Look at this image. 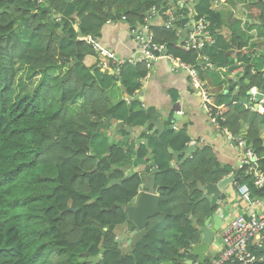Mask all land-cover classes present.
Wrapping results in <instances>:
<instances>
[{"label": "trees", "instance_id": "trees-1", "mask_svg": "<svg viewBox=\"0 0 264 264\" xmlns=\"http://www.w3.org/2000/svg\"><path fill=\"white\" fill-rule=\"evenodd\" d=\"M217 1L0 0V264H87L85 252L89 257L100 255V264H121V257L125 264H185V260L192 259L187 251L189 245L199 241L196 227L203 226L216 211L201 199L197 183L216 184L231 173L230 166L219 162L211 145L198 140L196 151L181 169L173 168L167 148L182 151L191 143L187 125L159 139L150 127L146 146L136 154L155 161L158 213L149 219L146 236L122 254L115 243L119 237L115 228L125 214L102 212L101 208L112 201L109 198L114 188L106 187V178L115 177L113 166L124 161V154L118 152L120 149L91 153L90 145L97 132L103 139L108 138L107 131L113 129L109 115L124 126L138 129L156 119L158 112L142 108L138 100L120 97L115 104L110 101L117 86L130 97L140 90L138 80L147 74L144 63L121 66L119 76L104 73L98 63L101 58L92 46L75 41L91 36L100 44L106 27L115 20L131 37V31L149 18L153 42L164 45L176 61L197 64L204 55L217 66L225 65L226 55L237 58L239 64L249 67L239 93L210 94H215L221 129L233 138H242L264 170V138L260 137L264 108H259V113L244 106L249 89L259 88L263 82L264 50H256L261 41L252 43L255 59H239L238 54L251 37L237 33L231 34L229 51L234 53L216 50L220 17L211 7ZM47 5L50 21L47 13L38 9ZM189 8L215 36L212 44L201 51L184 50L176 44L175 30L162 26L176 17L175 29H184ZM246 9L254 21L264 23V0ZM251 27L248 29L257 28L260 37L264 36L263 26L252 21ZM64 34L69 38H61ZM86 57L94 58L96 63L86 66ZM75 58L78 64L72 66ZM107 65H111L110 60ZM17 67L26 68V78L38 79L31 92L15 96ZM224 83L227 88L228 83ZM76 104L82 107L74 114L72 106ZM238 176L236 185L247 186L252 199L264 200V188L253 185L251 174L239 169ZM135 194L134 183L131 198ZM260 249L248 248L255 256L260 255Z\"/></svg>", "mask_w": 264, "mask_h": 264}, {"label": "built area", "instance_id": "built-area-1", "mask_svg": "<svg viewBox=\"0 0 264 264\" xmlns=\"http://www.w3.org/2000/svg\"><path fill=\"white\" fill-rule=\"evenodd\" d=\"M195 16L194 10L189 8L184 29L175 30L173 19L176 17L169 19L162 25L168 30H175L176 44L186 51H201L213 42L212 35L207 30L204 20L195 19ZM151 25L149 18H146L144 25L131 31V41L135 44L136 49L122 61H118L113 53L103 49L96 41L94 42L91 36L82 37V40L92 46L101 60L106 61L100 65L102 72L107 73L114 68L118 73L119 68L124 64L133 66L141 62L145 64L148 70H151L155 62L163 59L172 71L187 74L193 92L200 99V107L207 114L209 122L218 129L217 117L220 113L217 111L213 114V96L209 92L207 82L202 80L200 76L201 72L212 70L213 64L204 55L198 58L197 64L176 61L171 55H166L165 46L153 42L150 35ZM190 27H192L191 31L188 30ZM109 60L111 61L110 66L107 65ZM228 80H235V74H230ZM248 108L260 113L259 108H264V93L259 100H256L254 94L250 95ZM228 136L234 140L236 148L241 153L239 169H245L252 175L253 185L256 188H264V170L259 168V159L251 152V149L246 147L242 138H233L229 134ZM237 193L241 201L250 205V209L246 213L237 214L226 220L218 233L221 250L215 258L210 259L205 264H264V258L261 255L255 256L248 250L252 243L256 248H260L264 242V208L261 207V201L251 198L248 187H239Z\"/></svg>", "mask_w": 264, "mask_h": 264}, {"label": "crops", "instance_id": "crops-1", "mask_svg": "<svg viewBox=\"0 0 264 264\" xmlns=\"http://www.w3.org/2000/svg\"><path fill=\"white\" fill-rule=\"evenodd\" d=\"M247 15L251 20L252 17L249 15L248 11ZM117 30L118 29L113 25L106 27L100 39V44L102 48L114 53L120 60H125L134 52L136 46L131 41L129 33L126 35L124 27L120 32H117ZM88 58L90 60H95L91 57ZM205 80L209 84V78H205ZM191 91L192 89L189 86V79L187 76L172 71L165 61L160 60L153 65L148 79L141 82V95L139 98H136L135 94L133 97H130L123 92V94H121V99L126 101H141L146 108L149 107L157 110V118H170V116H172L173 105H178L179 116L182 118L187 117L188 119L186 122H176V127L179 129L186 124V134L189 136L191 144L197 143L198 140H204L205 143L213 147V151L219 162L223 165L230 166L233 174L236 172L238 175L241 160L240 151L225 135L221 136L219 132L208 123L206 116L199 107L201 106L200 100H198ZM127 97L129 99H127ZM260 137L262 139L264 138V127L260 129ZM191 144H188V146ZM171 163L174 164L172 157L169 164ZM235 167L236 169H234ZM233 189L236 190L235 187H233ZM259 201H261V207L264 208V200ZM228 204V198L224 203L221 202L224 208H227ZM248 209H250V205L246 202H237L236 205L232 206L230 214H228L226 218H224V216L222 217L221 227L228 218H232L237 214L246 213ZM216 239L213 246L208 250L210 251V257L206 258L207 260L215 258L221 250L218 236ZM250 247L255 248L253 243ZM260 255L264 258V242L261 244Z\"/></svg>", "mask_w": 264, "mask_h": 264}, {"label": "water", "instance_id": "water-1", "mask_svg": "<svg viewBox=\"0 0 264 264\" xmlns=\"http://www.w3.org/2000/svg\"><path fill=\"white\" fill-rule=\"evenodd\" d=\"M232 3V1L230 0ZM193 5V4H192ZM160 6H157V10ZM38 9L43 12L47 13V20H51V14L49 12L48 5L45 7L38 6ZM76 20V14H73L72 16ZM251 20L254 22L256 26H263L264 23H260L258 21H254L252 18ZM77 22V20H76ZM63 30V26H60L59 32L61 33ZM188 30H192V27L188 28ZM186 30L183 31V35L185 34ZM61 38L68 39L69 36L67 34L61 35ZM213 40L215 39V36H212ZM81 39H77L75 43L81 42ZM259 45H264V43H260ZM77 53V52H76ZM230 54L234 53V51H229ZM68 62V61H67ZM78 64V60L75 58L74 62L72 63V66H75ZM217 69H222L225 72L228 73H235L238 72L236 79L234 81H231L228 87L224 91V95H228L230 92L234 90L235 94H238L241 87V81L245 79L249 72V67L241 64H234L232 66H225L222 63L217 64ZM254 69V68H253ZM240 71V72H239ZM113 73H111L112 75ZM250 94H254L256 100H259L261 98V95L264 93V78L261 86L258 87H251L249 89ZM139 95H141V92L139 94H136L135 97L137 98ZM139 98V97H138ZM127 99H129L127 97ZM178 105L174 104L172 107V116L170 118L168 117H158L153 120H148L142 127V132H148L150 127L154 129L156 132L155 137L159 139L165 132H172L175 130H178L176 127V122H186V118H182L179 116L178 111ZM107 119L110 121L113 128H116L119 131L126 130L129 132V135L133 134V129L130 127H125L122 122H117L116 120H113L112 117L109 115ZM221 136H224L222 132H219ZM229 139V137H228ZM112 142V137L108 139V145H110ZM146 145V143H145ZM147 150L149 151V148L147 147ZM196 151V146L194 144L189 145L187 148H185L182 151L174 152L170 147L168 148V153L172 157V161L175 165H177V169H181V165L184 161H186L191 155ZM149 166L152 168L151 171V181H153V178H155V175L158 173V170L155 165V161H150ZM236 169V167L234 168ZM96 171V167L94 169ZM240 180V177L237 175V173H231L228 176L224 177L220 181H218L216 184L212 183H205L201 184L200 182L197 183V187L199 192L202 193L201 199L205 200L209 203V206L211 208H214L216 211L210 215L204 222L203 226L196 227V231L199 234V241L195 244L189 245L188 248V255L192 259L185 260V264H205L206 263V256L207 252L210 249L211 246H213L214 242L217 240L216 237L218 236V232L220 231V227L222 225V216L223 212L222 210L218 211V207L222 201V198L224 195H227L229 193L228 187H237V182ZM112 185V184H110ZM138 204V205H137ZM136 205L139 207L136 209V211L129 212L131 219L136 225V229L130 234L131 239L127 242V251H123L124 254L131 251L132 247L135 246L138 241H140L143 237L146 236V226L148 224V221L151 217L156 215L158 213V205H159V198L156 194H154L152 191L150 192H144L142 191L139 196L137 197ZM71 212H75V209H68ZM120 241V239L117 240V243ZM83 256L85 257V263H91V264H97L101 260L100 255L91 256L89 257L87 252L83 253ZM121 264H125L124 257L120 258Z\"/></svg>", "mask_w": 264, "mask_h": 264}, {"label": "rangeland", "instance_id": "rangeland-1", "mask_svg": "<svg viewBox=\"0 0 264 264\" xmlns=\"http://www.w3.org/2000/svg\"><path fill=\"white\" fill-rule=\"evenodd\" d=\"M231 1L232 3L230 2V0L228 1L218 0L217 3L213 4L214 11L220 17V27L218 28V31L215 35L217 37V45L215 48L220 53L223 54L227 53L230 49V41H231L232 33L235 34L237 33L238 35L240 34L248 35L251 37V41H249L248 46L238 54V58L244 61L247 60L253 61L255 58L252 57V43L261 41L257 43L256 50L262 52L264 50V45H259V44L264 43V36L260 37L259 33L261 31H259L257 28L252 30L248 29V27L249 28L251 27V20L247 15L246 8L249 4H252L258 0H231ZM176 20L177 19H173L174 22H177ZM113 26L116 27V29H118L117 32L123 30V25L118 20L113 21ZM74 29L77 28L74 26ZM179 29L181 28H177L175 30H179ZM98 60H99L98 61L99 65L106 62L105 60H101V59ZM223 62L225 63L226 66H230L232 64H237V63L239 64L237 58H233L232 56L229 55H226L224 57ZM84 63L86 66H92L96 62L86 57ZM26 71L27 70L25 67H17V74H16L15 86H14L15 96H18L23 93L31 92V90L34 87V83L38 79V76L32 79L26 78L27 77ZM226 74L225 72H223V70H215V68H213L212 70H206L202 74L203 76H205V78H209V86H208L209 92H213V93L223 92L225 85L224 81H226L227 79ZM121 94H123V88L121 86L115 87V93L113 94L114 97L111 99L112 95L110 96V101H112L111 104H115L118 101V99L121 97ZM81 107H82L81 104L73 105L72 110H74V114H76V111L80 110ZM111 131H113V129L109 130V132L107 131L106 135L110 136ZM225 135L227 136L228 134L225 133ZM107 139L106 140L103 139L100 133L97 132L92 139V143L90 145V152L91 153L96 152V154H100V152L104 148H107L108 146ZM228 191H229V193L227 194V198L229 199L228 207L224 208L222 205H219L218 207V211L222 210L224 218H226V216L230 214L233 205H236L237 202L238 203L242 202L239 196L237 195L236 190H234L232 186L228 187ZM121 222H123V220H121ZM121 229H124L123 223L118 224L116 226L115 228L116 235H121V231H120ZM170 238L171 236H168L167 240L169 241ZM206 257L207 258L210 257V251L207 252Z\"/></svg>", "mask_w": 264, "mask_h": 264}, {"label": "flooded vegetation", "instance_id": "flooded-vegetation-1", "mask_svg": "<svg viewBox=\"0 0 264 264\" xmlns=\"http://www.w3.org/2000/svg\"><path fill=\"white\" fill-rule=\"evenodd\" d=\"M136 94H138V92H136ZM142 127L138 129L132 128L134 130L132 135H129V132L126 130L122 131H125L127 134H121V131L113 128V131L110 134L112 142L107 146V148L103 149L105 152H109L110 150H114L116 152L120 149L122 151L118 152H122L124 154V161L121 164H115L113 166V170L117 172L114 174L115 177L106 178V187L114 188L111 192L112 198H109L112 199V201H108L106 203V208L108 209L101 208L102 212L109 211L116 212L117 214H125V217L122 219L123 222L118 223H123L124 229H121V235H119V237L115 240V243L120 245V251L122 254H124L123 251H127V242L131 239L130 234L136 229V225L131 219L129 212L136 211V209L139 208L137 206L138 204L136 205L137 197L142 191H152L159 198V193L155 184L156 178H153V181L150 179L152 168L149 166V163L151 160H148L145 157L140 158L136 154L142 146H146L145 143L147 144V138L150 134V132L147 134L146 132H142ZM104 154L105 153L103 152L101 156ZM170 166L175 168L173 163H171ZM136 175L137 178H132ZM134 183L136 184V194L131 198L130 194ZM118 207L121 208V212L117 211ZM118 239H120V241L117 243ZM97 264H100V261Z\"/></svg>", "mask_w": 264, "mask_h": 264}, {"label": "clouds", "instance_id": "clouds-1", "mask_svg": "<svg viewBox=\"0 0 264 264\" xmlns=\"http://www.w3.org/2000/svg\"><path fill=\"white\" fill-rule=\"evenodd\" d=\"M218 2V1H217ZM217 2H215V3H217ZM190 7H191V5H190ZM212 10H214V7H213V5H212ZM252 22V21H251ZM153 25V24H152ZM151 25V26H152ZM151 31V30H150ZM86 37V36H85ZM78 39H81L82 40V37H79ZM130 39H131V37H130ZM83 41V40H82ZM101 46V45H100ZM102 47V46H101ZM104 49V48H103ZM166 49V48H165ZM107 51V50H106ZM109 52V51H108ZM110 53H112V52H110ZM114 54V53H113ZM165 54L167 55V51L165 52ZM98 55V54H97ZM115 55V54H114ZM169 55V54H168ZM115 57L117 58V60L118 61H122V60H120L116 55H115ZM163 60V59H162ZM160 61V60H159ZM164 61V60H163ZM166 62V61H165ZM142 63V62H141ZM156 63V62H155ZM154 63V64H155ZM153 64V65H154ZM212 64V63H211ZM124 65H127V64H124ZM145 65V64H144ZM234 65V64H233ZM123 66V65H122ZM132 66V65H131ZM214 66V68H215V70H222V69H217L216 68V66L215 65H213ZM146 68V67H145ZM152 68H153V66H152ZM152 68H151V70H152ZM120 69L121 68H119V72L117 73L116 71H115V69L114 68H112L110 71H108V73H113L112 75H115V76H119V73H120ZM147 69V68H146ZM151 70H148L147 69V74H146V76L143 78V79H139L138 80V83H139V85H140V87H141V82L142 81H144V80H146V79H148V77H149V73H150V71ZM224 71V70H223ZM101 72H102V69H101ZM225 72V71H224ZM240 72V71H239ZM104 73H106V72H104ZM204 73V72H203ZM202 73V74H203ZM227 73V74H226ZM252 73H254V71H252ZM225 74H226V77H227V79H226V82L228 83V85L230 84V82L231 81H234V80H228V76L230 75V74H235V79H236V76H237V74H238V72H235V73H228V72H225ZM202 78H203V80H205L204 79V76L202 75ZM206 81V80H205ZM207 82V81H206ZM207 85L209 86V84H208V82H207ZM225 89L226 88H224V90H223V93H224V91H225ZM194 95H195V93L193 92V90L191 91ZM232 92H234V90L232 91ZM140 93V91H138V94ZM231 93V92H230ZM235 93V92H234ZM247 95H248V98H247V102H246V104L244 105L246 108H248V99H249V97H250V95H253V94H250L249 93V91L247 92ZM140 96V95H139ZM138 96V97H139ZM196 96V95H195ZM214 96H215V94L213 95V98H212V103H213V105H214V108H213V111H214V113L213 114H215V113H217V110H218V107L216 106V104H215V100H214ZM197 97V96H196ZM197 99L199 100V98L197 97ZM126 101V100H125ZM140 102V104H141V106H142V108H146L144 105H143V103L141 102V101H139ZM200 107V106H199ZM149 108V107H148ZM200 109L202 110V112L204 113V115L206 116V118H207V120H208V123L216 130V131H218V132H222L224 135H225V133H227L226 132V130L225 129H221V127H220V124H219V120H218V118L219 117H217V121H218V124H219V128L218 129H216L210 122H209V118H208V116H207V114L203 111V109L200 107ZM249 109V108H248ZM250 110V109H249ZM251 111V110H250ZM220 120H222V119H220ZM118 122V121H117ZM124 125V124H123ZM113 128V127H112ZM182 128V127H181ZM181 128H179V129H181ZM178 129V130H179ZM178 130H175V131H172V132H177ZM112 132V131H111ZM110 132V133H111ZM147 133H149V131L148 132H146V134ZM156 133V132H155ZM165 133H167V132H165ZM164 133V134H165ZM156 135V134H155ZM107 136V135H106ZM226 136V135H225ZM231 136V135H230ZM227 138L229 137L228 135L226 136ZM232 137V136H231ZM110 138V136L108 137V139ZM190 139V138H189ZM228 140H230L234 145H235V142L234 141H232V138H230L229 137V139ZM108 141V140H107ZM201 142V141H200ZM191 144V143H190ZM195 145V144H194ZM196 146V145H195ZM259 159V158H258ZM259 161H260V159H259ZM258 165H259V162H258ZM259 168H260V166H259ZM261 169V168H260ZM231 173H233L232 172V170H231ZM230 173V174H231ZM236 173V172H235ZM238 186V185H237ZM227 200V195H224L223 196V198H222V201L221 202H225ZM220 205H221V203H220ZM223 217V216H222ZM187 253H188V251H187ZM207 260V259H206ZM207 261H209V260H207ZM206 261V262H207Z\"/></svg>", "mask_w": 264, "mask_h": 264}, {"label": "bare ground", "instance_id": "bare-ground-1", "mask_svg": "<svg viewBox=\"0 0 264 264\" xmlns=\"http://www.w3.org/2000/svg\"><path fill=\"white\" fill-rule=\"evenodd\" d=\"M182 74H185V73H182ZM201 74H202V72L200 73V76H201ZM186 76H187V74H185ZM187 78L189 79V77L187 76ZM202 79V78H201ZM203 80V79H202ZM189 86H190V82H189ZM190 88H191V86H190ZM192 89V88H191ZM212 96V95H211ZM200 100V99H199ZM200 105H201V102H200ZM188 147V145L186 146V148ZM169 148V147H168ZM168 148H167V151H168ZM173 150V149H172ZM174 151V150H173ZM174 152H178V151H174ZM152 161V160H151ZM175 165V164H174ZM175 168H177V165H175ZM242 186H245V185H242ZM239 187H241V186H237V187H235V189H236V192H237V189L239 188ZM247 187V186H246ZM238 194V193H237Z\"/></svg>", "mask_w": 264, "mask_h": 264}]
</instances>
